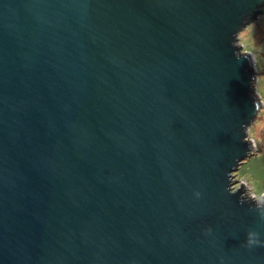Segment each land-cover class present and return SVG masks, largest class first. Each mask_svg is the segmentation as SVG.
<instances>
[{"label": "water", "instance_id": "1", "mask_svg": "<svg viewBox=\"0 0 264 264\" xmlns=\"http://www.w3.org/2000/svg\"><path fill=\"white\" fill-rule=\"evenodd\" d=\"M263 8L0 0V264H264L224 190L259 107L231 34Z\"/></svg>", "mask_w": 264, "mask_h": 264}, {"label": "clouds", "instance_id": "2", "mask_svg": "<svg viewBox=\"0 0 264 264\" xmlns=\"http://www.w3.org/2000/svg\"><path fill=\"white\" fill-rule=\"evenodd\" d=\"M264 6V0H262ZM231 46L235 49L234 55L237 58L244 57L250 61L254 69L251 79L254 103L258 104V109L240 126V140L248 145L245 152H251L264 147V43L259 42L257 36L256 23L245 16L239 27L231 34ZM231 168L227 172V183L224 190L233 195L239 192L238 202L246 203L250 208L258 210L261 218H264V180L251 174H244L241 182L233 183L230 179ZM200 191H194V195L199 197ZM206 231H211L207 228ZM245 246L264 245V239L260 238V233L249 229L244 240Z\"/></svg>", "mask_w": 264, "mask_h": 264}, {"label": "rangeland", "instance_id": "3", "mask_svg": "<svg viewBox=\"0 0 264 264\" xmlns=\"http://www.w3.org/2000/svg\"><path fill=\"white\" fill-rule=\"evenodd\" d=\"M254 22L257 27L258 40L264 43V12ZM234 174L239 181L244 174H251L264 180V147L256 149L253 154L246 158Z\"/></svg>", "mask_w": 264, "mask_h": 264}, {"label": "trees", "instance_id": "4", "mask_svg": "<svg viewBox=\"0 0 264 264\" xmlns=\"http://www.w3.org/2000/svg\"><path fill=\"white\" fill-rule=\"evenodd\" d=\"M263 12H264V8H263Z\"/></svg>", "mask_w": 264, "mask_h": 264}]
</instances>
